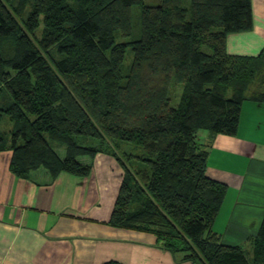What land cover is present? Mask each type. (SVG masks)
Instances as JSON below:
<instances>
[{"label":"trees","instance_id":"obj_1","mask_svg":"<svg viewBox=\"0 0 264 264\" xmlns=\"http://www.w3.org/2000/svg\"><path fill=\"white\" fill-rule=\"evenodd\" d=\"M146 1L0 0V152L18 178L52 180L110 155L125 171L111 227L194 264H264V220L251 256L215 232L228 187L208 177L200 137L236 136L244 103H264V52L227 51L253 30L252 0ZM135 7L141 38L118 42Z\"/></svg>","mask_w":264,"mask_h":264},{"label":"crops","instance_id":"obj_2","mask_svg":"<svg viewBox=\"0 0 264 264\" xmlns=\"http://www.w3.org/2000/svg\"><path fill=\"white\" fill-rule=\"evenodd\" d=\"M252 8L253 30L227 38L232 56L264 52V0ZM200 137L209 145L208 177L228 187L214 230L251 256L264 220V103H244L236 136ZM12 157L0 152V264H194L159 248L153 235L109 225L125 176L114 157L98 154L89 177L54 180L45 169L18 178Z\"/></svg>","mask_w":264,"mask_h":264},{"label":"rangeland","instance_id":"obj_3","mask_svg":"<svg viewBox=\"0 0 264 264\" xmlns=\"http://www.w3.org/2000/svg\"><path fill=\"white\" fill-rule=\"evenodd\" d=\"M146 5L148 6H157L160 4V0H148L146 1L145 3ZM140 8L139 7H135L134 8V13H133V35L131 38L129 39H119L118 42H132V41H136V40H139L141 38V19H140ZM133 57L132 55L129 53V56H128V64L131 63ZM179 93L181 92V88L179 89L178 91ZM247 94L250 96V91L247 92ZM179 103V101L177 100V102H175V106H177ZM13 128V124L12 123H6L2 126V129L3 130H11ZM202 134V132H201ZM200 134V135H201ZM203 136V135H202ZM54 147L56 148V150L58 151L59 155L61 157H65V146L61 145V144H57V143H54L53 144ZM88 157H82L80 158L79 160L80 161H83V160H86ZM221 213V212H220Z\"/></svg>","mask_w":264,"mask_h":264}]
</instances>
